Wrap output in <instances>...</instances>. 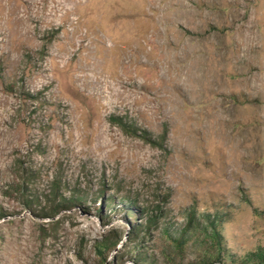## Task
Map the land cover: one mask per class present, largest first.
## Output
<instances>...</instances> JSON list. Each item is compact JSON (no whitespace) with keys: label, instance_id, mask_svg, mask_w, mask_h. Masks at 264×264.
I'll return each instance as SVG.
<instances>
[{"label":"rangeland","instance_id":"374dc122","mask_svg":"<svg viewBox=\"0 0 264 264\" xmlns=\"http://www.w3.org/2000/svg\"><path fill=\"white\" fill-rule=\"evenodd\" d=\"M192 212L264 248V0H0V264H135L148 213L199 264Z\"/></svg>","mask_w":264,"mask_h":264},{"label":"trees","instance_id":"16d2710c","mask_svg":"<svg viewBox=\"0 0 264 264\" xmlns=\"http://www.w3.org/2000/svg\"><path fill=\"white\" fill-rule=\"evenodd\" d=\"M69 198L68 201L63 200V205H60V208H69L77 200L75 198ZM56 208H54L55 210ZM55 211H58L57 209ZM160 216L152 213H148V217L145 219V225L141 224L135 231L129 233L131 237V243L136 244V248H131L128 252L130 259H133L135 264H155L154 261H150L147 256L142 252L138 251L137 248L141 244L139 241L141 238L144 239L146 234H150L151 228L155 227ZM187 223L183 228V231L179 234L178 238L174 241L177 244V247L180 251H183L185 248V243L194 240L196 246L199 249L198 262L199 264H264V248H258L253 252L247 253L242 257H235L233 254L228 251L226 248V240L221 232L219 227V222L221 218L216 216L211 218L210 215H205L201 220H197L194 213H189L187 217ZM204 222L206 224H204ZM141 229H145L142 231ZM144 235H141V234ZM141 237V238H140ZM117 238L110 240H104L98 243L95 247L96 253L98 256L104 257L106 259V250H109L110 247H115ZM134 257H133V256Z\"/></svg>","mask_w":264,"mask_h":264}]
</instances>
